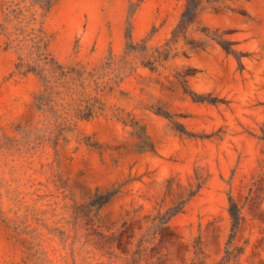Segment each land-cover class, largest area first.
Wrapping results in <instances>:
<instances>
[{
	"label": "rangeland",
	"instance_id": "1",
	"mask_svg": "<svg viewBox=\"0 0 264 264\" xmlns=\"http://www.w3.org/2000/svg\"><path fill=\"white\" fill-rule=\"evenodd\" d=\"M187 3L0 0L67 73L14 74L0 34V264H264V0Z\"/></svg>",
	"mask_w": 264,
	"mask_h": 264
},
{
	"label": "trees",
	"instance_id": "2",
	"mask_svg": "<svg viewBox=\"0 0 264 264\" xmlns=\"http://www.w3.org/2000/svg\"><path fill=\"white\" fill-rule=\"evenodd\" d=\"M197 1L199 0H195L192 4L190 3V0H188L187 9L190 8V4H192L193 7H196ZM58 2L59 0H45V4L42 7L45 9L46 14L49 13ZM30 24L31 22L25 25L21 23V25L15 28L14 32H0V34L5 35L7 38L5 49L13 51L16 55L14 74L21 76L33 74L40 79L43 86L47 87L51 81L50 78L58 79L67 76V73L64 71V67L54 58L49 49L50 41L47 37L44 24L42 23L38 28L35 26L31 27ZM181 24H186L184 16L181 20ZM12 35H15V37L12 38ZM223 47L228 52L231 51L228 47H225L224 44ZM40 101V103H43L42 100ZM89 117H91V115L82 116V118L87 119ZM259 138L264 141V137ZM196 179V183H190L191 190L185 199L164 212L160 211L157 216L158 219L154 220L153 226L163 239H166L170 235L169 222L171 218L183 212L186 204L204 187V180H201L198 177H196ZM117 193V190H110L105 193H101L97 190L96 202L93 200L91 203L92 205L99 207L110 202ZM228 202L231 234L232 239H234L239 234L245 217L242 206L232 193L228 196ZM123 227L126 229L131 228L132 226H130V223H126L123 224Z\"/></svg>",
	"mask_w": 264,
	"mask_h": 264
}]
</instances>
